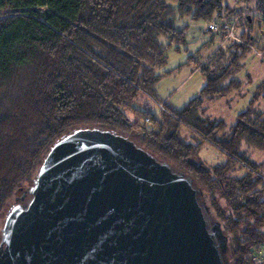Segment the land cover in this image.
<instances>
[{
    "label": "trees",
    "instance_id": "trees-1",
    "mask_svg": "<svg viewBox=\"0 0 264 264\" xmlns=\"http://www.w3.org/2000/svg\"><path fill=\"white\" fill-rule=\"evenodd\" d=\"M225 2L0 0V221L57 140L95 127L128 137L189 175L227 237L229 264H254L264 246V161L249 154L264 152V111L254 106L264 100V81L231 126L204 114L208 102L241 90L234 75L250 51L264 55V37L258 46L251 36L227 45L224 65L199 66L205 85L184 108L174 110L153 95L166 49L186 41L177 21L225 19L231 12ZM255 3L264 25V0ZM250 19L245 24L252 28ZM148 103L162 106L160 118ZM183 130L216 147L224 160L197 161L202 142L186 141Z\"/></svg>",
    "mask_w": 264,
    "mask_h": 264
},
{
    "label": "water",
    "instance_id": "water-1",
    "mask_svg": "<svg viewBox=\"0 0 264 264\" xmlns=\"http://www.w3.org/2000/svg\"><path fill=\"white\" fill-rule=\"evenodd\" d=\"M191 177L100 128L57 140L0 228V264H229Z\"/></svg>",
    "mask_w": 264,
    "mask_h": 264
},
{
    "label": "rangeland",
    "instance_id": "rangeland-1",
    "mask_svg": "<svg viewBox=\"0 0 264 264\" xmlns=\"http://www.w3.org/2000/svg\"><path fill=\"white\" fill-rule=\"evenodd\" d=\"M225 4H228L231 10L227 15L228 17L225 19L216 18L212 22H217L218 24L229 23L233 27L237 39L225 41L221 37L220 32H210L208 25L212 22L205 20L191 21L186 16L179 19L176 24L179 28L183 27L186 29V41L183 45L177 46L178 50L173 45L166 49L167 61L164 66L156 70V73L160 76L153 94L156 100L165 102L174 110L184 108L190 100L199 95L200 90L205 85L199 66L208 65L211 69H214L217 66L226 64L230 59V55L225 49L226 46L232 42L241 43L243 41L242 37L246 39V37L251 36L254 46H258L261 43V37H264V25L256 17L255 0H226ZM250 17H253L252 28L245 24L247 19L248 21L251 20ZM261 27L263 31L260 32L259 28ZM219 48L222 51H219ZM189 56L193 59L195 58V63L189 61ZM263 60L264 55L255 49L243 57V66L234 75L237 80L243 82L241 90L230 92L223 99L205 104L206 112L204 116L216 121L223 120L227 126L235 123L237 115L248 108L254 95L260 92L258 87L264 81ZM261 93H264V89ZM254 106L264 111V100L261 97L258 98L254 102ZM147 110L156 118H160L159 108L156 104L148 103ZM182 137L186 141L202 142L197 161H203L210 165L219 164L224 160L225 157L221 151L205 141L193 140L189 131L183 130ZM249 156L254 162L260 163L264 161V152L251 150ZM261 171L264 172V166L261 167ZM19 195L17 194V197ZM15 204V200L12 199L1 216L0 228L7 210ZM251 261L254 264H258L252 259Z\"/></svg>",
    "mask_w": 264,
    "mask_h": 264
},
{
    "label": "built area",
    "instance_id": "built-area-1",
    "mask_svg": "<svg viewBox=\"0 0 264 264\" xmlns=\"http://www.w3.org/2000/svg\"><path fill=\"white\" fill-rule=\"evenodd\" d=\"M210 32H220L221 37L227 40H236L233 27L229 23H221L218 24L217 22H212L208 25ZM160 109H162L161 105H158ZM260 178L264 181V178L260 176ZM256 263H263L264 262V246L260 247L258 251L254 254L251 258Z\"/></svg>",
    "mask_w": 264,
    "mask_h": 264
}]
</instances>
